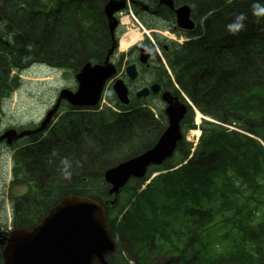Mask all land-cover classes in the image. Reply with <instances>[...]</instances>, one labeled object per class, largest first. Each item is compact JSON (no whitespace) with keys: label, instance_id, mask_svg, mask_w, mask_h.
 <instances>
[{"label":"trees","instance_id":"obj_1","mask_svg":"<svg viewBox=\"0 0 264 264\" xmlns=\"http://www.w3.org/2000/svg\"><path fill=\"white\" fill-rule=\"evenodd\" d=\"M174 1L190 5L197 23L175 50L168 65L172 76L163 65L156 73L166 80V91L192 104L175 155L131 181L123 189L130 198L122 208L119 201L111 207L105 171L156 145L168 126L164 111L156 113L143 102L145 110L128 115L87 113L64 102L50 130L54 137L47 129L14 153L13 229L30 231L64 197L83 196L108 207L119 244L110 264H264V147L258 142H264V19L251 15L253 0ZM103 5V0H0V111L21 87L17 72L33 63L80 72L87 63L105 60L112 35ZM240 13L248 17L246 28L232 36L227 24ZM195 110L204 117L196 147L187 141L197 129ZM90 125L101 127L99 134L88 131ZM27 149L35 150L29 156ZM65 158L72 162L70 180L61 174ZM20 186L28 191L18 197ZM221 221L232 225L213 237L211 229L221 228Z\"/></svg>","mask_w":264,"mask_h":264},{"label":"water","instance_id":"obj_2","mask_svg":"<svg viewBox=\"0 0 264 264\" xmlns=\"http://www.w3.org/2000/svg\"><path fill=\"white\" fill-rule=\"evenodd\" d=\"M160 4L174 8V0H160ZM125 5L126 0H109L104 9L114 40L118 27L116 14L124 10ZM191 13L192 10L187 5L176 11L177 23L181 29L195 28ZM1 20L0 14V22ZM116 48L115 41L104 64L87 63L80 70L76 76V81L79 83L78 90L72 92L66 89L61 92L57 105L48 113L42 127L37 130L22 131L19 134L14 129L8 130L0 135V142L12 145L26 137L45 131L63 100L73 107L96 106L101 99L104 86L118 73L116 67L110 62ZM142 52L141 60L146 63L151 57V51L144 47ZM128 74L131 79L138 77L135 66L128 69ZM114 90L122 103L129 104V91L123 80L115 81ZM151 91L157 94L160 91L159 85L152 86L151 90H143L137 96L147 97ZM162 98L171 112L170 127L153 149L106 171L104 178L113 186L110 195L118 196L132 178L143 177L148 167L161 164L173 156L177 143L182 139L180 122L185 117L186 108L176 106L177 98L169 92L164 93ZM115 202L116 200L112 204ZM0 245L3 246V264H110L107 258L116 251L117 247L108 228L106 206L83 196L64 197L49 211L40 224L30 231L25 229L13 231L0 241Z\"/></svg>","mask_w":264,"mask_h":264},{"label":"rangeland","instance_id":"obj_3","mask_svg":"<svg viewBox=\"0 0 264 264\" xmlns=\"http://www.w3.org/2000/svg\"><path fill=\"white\" fill-rule=\"evenodd\" d=\"M135 1L139 2V3L140 2L146 3V4H148L149 2H152V1H154V4H158V2L160 3V0H135ZM98 4L100 5V3H98ZM203 7H204V5H203ZM238 8H243V5L239 4ZM132 15H134L135 18L137 20H139L143 25H144L143 22L147 21L149 18V16H146V14L144 12H142V15L136 14V12H134L131 5L129 6V12L126 13V11H124L123 16L119 15V18L121 16V19L122 18L124 19L127 16H132ZM235 15H233V16H235ZM102 17L104 18L105 15L104 16L102 15ZM131 22L132 23L129 26L128 25L125 26L122 24L121 28H119V30L117 31L118 38L120 41L119 43H121V41L124 39L125 36L129 35V29L136 30V24L133 21V19H131ZM144 27L146 28L145 25H144ZM164 27L165 26L162 24L161 29H157V30L165 32L166 29ZM146 29L148 31H150L148 28H146ZM108 30L110 31L109 27H108ZM110 35H111V33H110ZM101 37H102L101 41H103V39L106 38L104 35H102ZM127 39L130 40V38H127ZM185 40L186 39H184L183 42ZM112 41H113L112 46L110 49H108V52L112 49L114 42L116 40H114L112 37ZM79 44H80V46L78 49L82 50L83 47H82L81 42ZM135 44L137 45V42ZM155 46H156V44H152L153 55H156V52L154 53V51H155L154 47ZM133 48L134 47L128 49L127 51H121V50L118 51L115 59L117 61L123 63V64L128 63V62H134L138 58L139 55H138V52L132 53L131 57L129 58V55L131 54V50ZM155 48L157 49V47H155ZM99 52H100V50H98V49L95 50L96 54H98ZM74 54H78V52L76 51V52H74ZM107 55H108V53H107ZM158 55H160V54L158 53ZM55 57L56 56H54V58ZM161 57H162V55H161ZM50 58L52 60V57H50ZM105 60H106V58H105ZM154 60L156 61V63H151V61H150L152 67H150L148 69L144 68V72L141 73L140 79L137 82H139L140 84L142 82H146V81L149 82V81H152L155 76H157L156 72H160V69H161L160 60H162V59L160 58V56H159V58H155V56H154ZM163 66L165 67L166 64H163ZM121 69H123V68H121ZM78 70L79 69H76L74 71H71V70L64 71L63 70V72H62V71H53V70H49V69L36 68V70H32L29 73H25V74L21 75L22 81H29V83L31 84V85H28L29 91L26 92V89L24 88L21 91L16 92L17 98L14 102L11 101V102L6 104V102L8 100L3 101V106H5V109H7V110L10 109L14 113L16 118H15V120H13L12 118H9L6 113L0 115V135L12 127H19L16 129H23L22 131L34 130V129L37 130L36 128L42 127V123L47 118L48 113L50 111H52L54 105L57 102V99L59 98L61 91L64 89H67V90H70L72 92H76L78 90V82L76 81L77 75L75 74L78 72ZM63 73H64V75H63ZM13 74H15V73H13ZM171 75H172V73H171ZM17 76H18L19 80H21L19 72H17ZM117 78H119V79L121 78L120 73H118ZM123 80H126V83L128 84V86H131V88H132L131 93H133V95H135L134 94L135 92L133 90V86L131 84H129V82L127 81V79L125 77L123 78ZM22 84H24V83H22ZM145 85H147V84H145ZM107 87H106L107 90H105V92L102 95V100H101V103L98 106V108L102 106L103 108L106 109L109 105L115 106L116 100H114V98H116L115 97L116 95L114 93V96H113L112 86H110V88H107ZM110 89H112V90H110ZM136 89H138V88H136ZM144 102L145 103H151L150 106H152V108H154L156 110L155 111L156 113H158L157 110H159V111L165 110L164 102H162L161 99H159V98H153V99H150V100H147ZM64 108H65V103L62 104L58 113L53 117L51 123L48 124L49 126L47 129L49 130V133L53 134V137L55 135L54 134L55 132L50 131L51 127H53L54 125H56L58 123V120L60 119L59 115H61V113L64 112L63 111ZM141 108H142V103L134 102L133 107L130 111L135 112ZM95 109H97V107H95ZM95 109L91 108V109L87 110L86 112L92 113V112H94ZM201 120H202V117L200 116V114L196 115L195 125L197 126V123L201 124ZM25 121H26V124H29L26 127H24L25 124L21 125V123H23ZM34 121H39V122H36V124H35ZM95 123L97 124V122H95ZM137 124L138 123H135L133 126H137ZM87 128H88V131H92L93 129L94 130L96 129V133L99 134L101 127L98 128L97 125L91 127V125H90ZM47 129H46V131H48ZM16 131H18L17 133L19 134V130H16ZM46 131H44L38 135L45 136ZM192 131L194 132V130H192ZM192 131L187 134V140L190 143H195V145H196L198 143L199 139L196 138L195 134H193ZM195 132L197 133L198 131H195ZM197 134H199V133H197ZM31 139L32 138H30V140ZM72 139H74V138H72ZM258 142L261 145L264 144L263 141H258ZM26 143H27V141H20L19 145H21L23 147L26 145ZM32 144L34 145L35 143H32ZM38 148L39 147L35 146V149H37V151H38ZM35 149H32V150L27 149L29 156L32 154V152ZM12 153L14 155L13 150L7 146L6 142H1V145H0V233L9 231V227H11V223H12V220L14 219V214H15V210H16V206L13 204V202L11 201V198H10L11 197V190L9 188L10 181L12 180V170L14 167ZM32 156L35 157V155H32ZM169 173H171V172H169ZM239 173H240V176L244 180L245 179L244 172L242 170H240ZM164 175H166V174H164ZM38 178L40 179L39 175H38ZM26 191H28L27 187L23 188L20 186L18 188V190L16 191V196H18V197L22 196L23 194L26 193ZM44 193H45V191H44ZM129 198H130L129 193L124 191L119 198L118 209L122 208V206L129 200ZM252 205L255 206V204H253V203H252ZM118 209L116 210L115 213L118 212ZM217 225H221L222 227L211 229V235L213 237H216L222 233H227L232 224L231 223H224L223 221H221ZM0 237H1V235H0ZM0 253H1V250H0ZM163 260H164V258L157 259L158 262H162ZM163 263L168 264L169 261L164 260Z\"/></svg>","mask_w":264,"mask_h":264},{"label":"flooded vegetation","instance_id":"obj_4","mask_svg":"<svg viewBox=\"0 0 264 264\" xmlns=\"http://www.w3.org/2000/svg\"><path fill=\"white\" fill-rule=\"evenodd\" d=\"M108 1L109 0H103V3H104L103 14H104L105 6L108 3ZM99 3H100V1H99ZM100 5H101V3H100ZM130 5L132 6V8H133L134 12H136V14L142 15V12H144L146 14V16H149L148 20L144 21L143 23L146 26V28H148L150 30V31H148L146 29L147 34L150 35L151 39H148L144 43H141L140 45L135 46L131 50V54L129 55V58L131 57L132 53L138 52V55H139L138 58L134 62H128V63L123 64V63H121L115 59L117 54L111 57L110 62L117 68L118 73H120V75H121L120 79L123 80V78L125 77L127 79V81L129 82V84H131L133 86V90H134L135 94L138 91H141L143 89L150 88V87L152 88V86H154L156 84L157 85L160 84L162 86V88L160 87V89H161L160 93L159 92H158V94L150 93V95L148 97H145V98L142 97V98H140V100H146L147 101V100H150L153 98H159L162 101V93H164L166 91V80L158 79V77H160V75L158 77L155 76L152 81L142 82L141 84L139 82H137V80L140 79L141 73L144 72V68L148 69V68L152 67L151 63H156V61L154 60V56H155V58H159V56H160V58L162 59V60H160L161 69L163 68L162 67L163 64L170 65L171 61L173 60L175 50L177 48H179V46L184 44V42H185V41L183 42L184 39L192 36V34L194 33V30L193 31L182 30L179 27H177V17H176L175 11L171 10L170 8H168L164 5H161L159 2H158V4H154V1H152V2H149L148 4H146V3H142V2H140V3L136 2L135 0H126L125 9L122 12L126 11V13H128ZM175 7L177 9L180 6L178 5ZM118 16H119V14H118ZM117 20H119L118 26H119V24L121 25L119 17ZM140 24H142L140 21H138V23H136V30ZM162 24L165 26L164 27L166 29L165 32L157 30V29H161ZM195 25L197 26L196 22H195ZM107 27H108V22H107ZM120 28H121V26H120ZM117 29H118V27H117ZM136 30L129 29V34L136 32ZM116 41L117 42L119 41L118 33L116 34ZM111 42L113 43L112 38H111ZM152 44H156L155 47H157V49L154 47V50H155L154 53L156 52V55H153ZM145 46L150 48V50H151V57L148 59L149 61L146 64L143 63L141 60V56L143 53L142 48ZM158 53L160 55H158ZM161 55H162V57H161ZM150 61H151V63H150ZM93 64H104V60L101 63H93ZM131 66H135L136 71L138 73V77L136 79H131L129 74H128V69ZM121 68H123V69H121ZM123 81L126 82V80H123ZM145 84H147V85H145ZM110 86H112V84H109L108 88H110ZM129 88L132 89L131 86H129ZM136 88H138V89H136ZM132 98H137V97H135V95H132ZM137 99H139V98H137ZM26 193H27V191H26ZM25 194H23V195H25ZM5 234L6 233H3L1 235L2 238L0 237V241L3 240V237ZM0 250H1V246H0ZM2 250H3V246H2ZM1 256H2V254H1Z\"/></svg>","mask_w":264,"mask_h":264},{"label":"bare ground","instance_id":"obj_5","mask_svg":"<svg viewBox=\"0 0 264 264\" xmlns=\"http://www.w3.org/2000/svg\"><path fill=\"white\" fill-rule=\"evenodd\" d=\"M175 6H177V5H175V1H174V8L173 9H171V10H173V11H175V14H176V11L179 9V8H181V7H183V6H186V5H181L179 8H177L176 9V7ZM187 6H189L190 8H191V10H192V12H193V9H192V7L190 6V5H187ZM191 19H192V22L194 23V25H195V21L193 20V18H192V13H191ZM129 20V17H126V18H124V19H122L121 20V22H122V24L123 25H125V26H127V25H129L131 22H130V20ZM177 27H179L178 26V23H177ZM180 28V27H179ZM196 28H197V26L195 25V28L193 29L194 31L196 30ZM181 29V28H180ZM182 30H185V29H182ZM188 30V29H187ZM193 30H191V31H193ZM127 38H130V40H128ZM140 38H141V35L138 33V32H134V33H132V34H129V35H127V36H125L124 37V39L121 41V43H120V50L121 51H127L128 49H130L133 45H135V43L136 42H138L139 40H140ZM185 41H187V40H185ZM148 61L149 60H147V62L146 63H148ZM145 63V64H146ZM165 68H167V70L169 71V73H170V75H171V72H170V69L168 68V65H166L165 66ZM172 76V75H171ZM157 85V84H156ZM159 87H161L162 88V86L159 84ZM146 89H149V90H151V87L150 88H146ZM146 89H143V90H146ZM143 90H141V91H143ZM140 91V92H141ZM160 91H161V89H160ZM160 91H159V93H160ZM167 92H169V93H171L172 94V96L173 97H176L177 99H175V101L178 103V105H176V106H185V108H186V114H185V117L183 118V120L180 122V128H181V134H182V139L177 143V148H178V145L183 141V138H184V134H183V129H182V123H183V121H184V119L186 118V116H187V114H188V104L189 105H191L192 106V104L190 103V101L188 100V99H186L185 97V102L182 100V99H180V97L179 96H177V95H175L174 93H172L171 91H165L164 93H167ZM150 93H153V94H155L153 91H151ZM164 93H162V97H163V94ZM158 94V93H157ZM150 95V94H149ZM148 95V96H149ZM147 96V97H148ZM143 98H145V97H143ZM162 101L164 102V105H165V110H164V114H165V116H166V119H167V121H168V126H167V129L170 127V125H169V117H171V112L169 111V108L167 109V107H168V104L163 100V98H162ZM166 109H167V113H166ZM195 112H196V115H199L200 113L197 111V110H195ZM170 115V116H169ZM200 116L202 117V119H204V117L200 114ZM199 120V119H198ZM201 122H202V120H201ZM200 123H197V129H195L194 130V132H193V134H195V136H196V138H198V139H200L199 137H201V130H200ZM227 127V126H226ZM227 128H229V129H233L232 127H227ZM166 129V130H167ZM166 130H165V132H166ZM195 131H198L197 133H199V134H197ZM164 132V133H165ZM191 132V131H190ZM163 133V134H164ZM162 134V135H163ZM188 141V140H187ZM189 142V141H188ZM198 143H199V141H198ZM197 143V144H198ZM194 144V147H196L197 146V144L195 145V143H193ZM0 145H1V142H0ZM8 146V145H7ZM177 148H176V150H175V152H174V154H173V156L175 155V153H176V151H177ZM151 150V149H150ZM149 151V150H148ZM147 152V151H146ZM145 152V153H146ZM144 154V153H143ZM142 154V155H143ZM141 156V155H140ZM172 156V157H173ZM138 157V156H137ZM172 157H170V158H167L166 160H164L161 164H158V165H155V164H153V165H151L150 167H148V169H147V171H146V173H145V175L143 176V177H140V178H134V179H138V180H141V179H144L146 176H147V173H148V171H149V169L151 168V167H160V166H162L167 160H169V159H171ZM136 158V157H135ZM134 159V158H133ZM131 160V159H130ZM129 161V160H128ZM127 162V161H126ZM124 163V162H123ZM107 174V172H105V174L104 175H106ZM156 176V175H155ZM154 176V177H155ZM112 233V232H111ZM112 236H113V238H114V240H115V242H116V245H117V247H116V251L114 252V253H112V254H110V255H114V254H116L117 253V251H118V249H119V244H118V241H117V239H116V237L113 235V233H112ZM2 238V237H1Z\"/></svg>","mask_w":264,"mask_h":264},{"label":"clouds","instance_id":"obj_6","mask_svg":"<svg viewBox=\"0 0 264 264\" xmlns=\"http://www.w3.org/2000/svg\"><path fill=\"white\" fill-rule=\"evenodd\" d=\"M251 15L257 20L264 19V0H253V3L251 5ZM248 19V17L240 13L235 16L233 21L229 24H227V32L232 36H237L239 33L246 28L245 21ZM62 168H61V174L65 180H70L72 173V162L69 161L67 158L62 159L60 161Z\"/></svg>","mask_w":264,"mask_h":264}]
</instances>
